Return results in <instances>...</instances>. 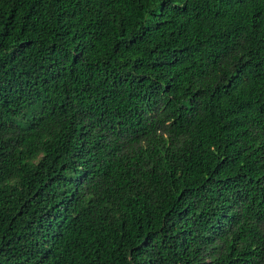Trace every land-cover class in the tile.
Here are the masks:
<instances>
[{
  "label": "trees",
  "instance_id": "16d2710c",
  "mask_svg": "<svg viewBox=\"0 0 264 264\" xmlns=\"http://www.w3.org/2000/svg\"><path fill=\"white\" fill-rule=\"evenodd\" d=\"M0 264H264V0H0Z\"/></svg>",
  "mask_w": 264,
  "mask_h": 264
}]
</instances>
